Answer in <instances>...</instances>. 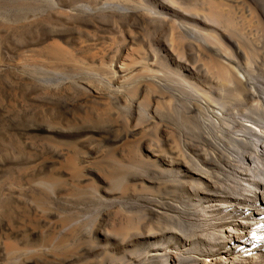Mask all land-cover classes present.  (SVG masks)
Segmentation results:
<instances>
[{
  "label": "rangeland",
  "instance_id": "374dc122",
  "mask_svg": "<svg viewBox=\"0 0 264 264\" xmlns=\"http://www.w3.org/2000/svg\"><path fill=\"white\" fill-rule=\"evenodd\" d=\"M162 1L175 12H155L149 0H15L12 15L0 9L7 30L0 31V264H131L84 251L95 250L97 227L120 238L154 223L132 207L145 190L129 185V177L157 178L135 162L137 142L156 146L164 130L174 138L183 129L198 132L205 118H264V0ZM212 5L223 14L216 21L204 17ZM125 32L132 55L121 76L115 64ZM54 40L73 59L44 57ZM93 43L98 56L90 53ZM163 43L195 68V77L181 76L161 52ZM38 126L122 136L134 129L121 149L124 162H103L114 199L50 176L49 159L80 146Z\"/></svg>",
  "mask_w": 264,
  "mask_h": 264
},
{
  "label": "bare ground",
  "instance_id": "6f19581e",
  "mask_svg": "<svg viewBox=\"0 0 264 264\" xmlns=\"http://www.w3.org/2000/svg\"><path fill=\"white\" fill-rule=\"evenodd\" d=\"M149 1L155 12H175L167 2ZM6 2L10 8L1 7L0 0V9L12 15L9 11L15 0ZM207 11L204 17L209 20L223 15L217 5ZM191 19L202 31L210 26L201 18ZM4 20L0 19V31L6 30ZM121 41L115 70L124 76L123 65L131 60L128 46L132 37L125 32ZM96 45L89 48L92 56L100 53ZM159 48L181 76H196L195 68L179 60L171 45L163 43ZM42 55L53 61L72 58L71 51L55 40L44 47ZM216 66L223 76L224 68ZM198 124V132L183 129L175 138L164 130L156 146L146 140L137 142L135 162L157 178L141 173L129 177V185L145 190L132 207L141 209L144 217L154 218V223L120 238L103 226L97 227L92 234L95 250H85L84 256L103 250L113 257H125L131 264H264V118H205ZM35 130L58 141L73 137L80 146L75 151L65 150L60 159H49L50 176L73 188L93 187L98 196L114 199L117 192L111 189L103 162L109 158L124 162L121 149L128 136L136 133L134 129L125 136L87 128L75 133L43 126ZM98 144L106 148H97ZM23 218L33 222L26 215ZM6 246L14 244L8 240Z\"/></svg>",
  "mask_w": 264,
  "mask_h": 264
}]
</instances>
